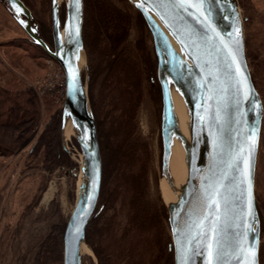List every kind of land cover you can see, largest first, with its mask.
Listing matches in <instances>:
<instances>
[{
    "label": "water",
    "instance_id": "obj_1",
    "mask_svg": "<svg viewBox=\"0 0 264 264\" xmlns=\"http://www.w3.org/2000/svg\"><path fill=\"white\" fill-rule=\"evenodd\" d=\"M131 1L151 33L157 58V79L162 103L160 185L163 180L168 186L170 184V157L175 141L181 145L187 165V177L178 201L166 203L163 199L167 210L173 264H180L181 248L187 249L190 257L187 264H207V252L204 247L206 238L197 235L193 240L192 235L198 230L190 231L187 225L207 216V219H204L205 230L211 227L215 210L206 209L205 190L210 182L214 183L223 173H228V179L224 181V195L231 200L230 189L234 187L232 178L237 176V173L229 169L228 165L240 147L246 146L244 137L249 135L253 128L258 129L251 171L255 231L249 233L248 241L249 245L255 248V264H259L260 229L254 184L263 106L245 57L244 28L238 1L205 0L204 12L207 19L201 16L195 7H187L188 4H196L198 0H181L185 5L183 8L176 6V0ZM0 4L33 43L58 62L65 74L66 91L61 109L60 141L62 148L70 155L73 152L68 149V138L71 136L77 142V162L80 170L76 199L63 232V264H81L86 225L102 208V205L97 206L101 157L96 126L88 99L86 72L83 77L79 66V60L84 53L81 35L83 0H79L78 10L74 5H70V0H65L62 21L59 17L58 1L51 0L52 45L43 38L39 23L22 0H15L16 5L22 6L19 14L15 12L14 0H0ZM216 34H219L218 37ZM206 37H211V42ZM221 39L237 56L239 66L252 90L248 99L241 98L238 106L233 104V94L236 91L233 85L239 77L233 74L235 66L230 72L225 64V61L230 64L231 60L227 57V50L220 43ZM237 40L238 44L234 42ZM216 48L220 51L217 52ZM84 68L86 69V65ZM210 71L213 73L211 76L208 74ZM175 93L182 99L188 114V141L183 139L174 120ZM217 111L221 116L219 122L216 120ZM66 132L69 136L67 138ZM243 190L244 185H241L240 191ZM243 200L244 197L241 196V200L235 202V212H229L230 216L243 210ZM209 211L212 215H208ZM224 211L221 199L219 214L222 227ZM233 231L228 229L229 239L232 238ZM197 244H200L199 249L196 248ZM228 264H237V261L229 259Z\"/></svg>",
    "mask_w": 264,
    "mask_h": 264
},
{
    "label": "rangeland",
    "instance_id": "obj_2",
    "mask_svg": "<svg viewBox=\"0 0 264 264\" xmlns=\"http://www.w3.org/2000/svg\"><path fill=\"white\" fill-rule=\"evenodd\" d=\"M26 1L29 2L35 17L43 25L50 23L48 31L45 32L47 37H50L51 3L49 11H47V0ZM107 1L121 13L131 16L126 40L127 44L139 55L138 65L141 71V96L136 112L134 131L140 136L139 140L145 146L143 148L146 153L143 166L139 167V164H136L132 170L143 171L144 196L159 211V219L168 234V241L171 242L166 205L160 191L161 135L158 122L161 118L162 103L152 36L142 15L131 0ZM237 1L243 20L244 51L246 44L248 59L246 55L245 57L263 106L254 190H256L257 202L260 204V217L258 214L259 245L262 246L260 264H264V0ZM64 11L65 6L63 5L62 19H64ZM25 36L27 35L24 30L0 4V70L3 71L2 75L5 78L11 75L25 82L19 84L15 78V87L11 84L4 85L2 81H0V87L4 86L7 89L19 87L31 90L36 95L40 108L36 123L27 121L26 117L22 119L21 114H18L15 126L0 125V264H63V240L61 254L59 253L57 258L54 255L49 256L48 251H52L56 247V235L64 231L67 218L76 199L80 170L77 162L79 158L78 145L71 136L68 138V149L73 152L70 155L62 148L59 134L57 148L60 159L53 161L36 142L38 134L51 116L42 108L43 99H50L55 106L61 107V109L63 102L56 101L54 91L51 94L42 93L39 90L42 82L50 81L49 75L52 79L57 76V71L49 69L52 63L48 61L50 57L47 55L41 66L24 55L25 52L18 42L22 41ZM94 59H96L95 56L84 47V62L81 71L83 77L86 72L87 93L90 90L96 94L98 93V84L92 78L93 69L91 70L94 66ZM104 108L107 109L108 105L104 104ZM116 142L117 140L110 139L111 146H114ZM142 152L141 150L140 153ZM105 160L104 156V164ZM107 185L111 184H107L106 180L105 186ZM107 198L104 201L100 199L97 206L102 205L101 210L105 206L102 221L114 215V231L106 240L107 245L114 248V258L111 264H125V260L122 258L124 256L122 248H126L125 246L129 244L130 240L127 230L129 197L123 192L112 198L108 195ZM90 238L92 243L88 241L89 244L85 242L83 245L85 248L81 251V264H97L98 262L91 246L100 241L93 237Z\"/></svg>",
    "mask_w": 264,
    "mask_h": 264
},
{
    "label": "trees",
    "instance_id": "obj_3",
    "mask_svg": "<svg viewBox=\"0 0 264 264\" xmlns=\"http://www.w3.org/2000/svg\"><path fill=\"white\" fill-rule=\"evenodd\" d=\"M22 1L31 8L29 2ZM50 3L47 0V11H49ZM38 21L42 35H45L50 23L43 25L40 20ZM130 23L131 16L121 13L107 0H83L82 40L85 49L97 59H94L91 70L93 69L92 78L98 84V93L95 94L89 90L88 99L95 121L101 157L99 200L104 201L108 195L112 198L123 192L129 197L127 230L130 240L126 248H122L124 256L121 255L125 264H173L172 252L168 248L169 237L159 219V211L144 196L143 171L132 170L136 164H139V167L143 166L146 153L143 148L145 146L139 140L140 136L134 131L141 96V71L138 65L139 55L126 40ZM18 44L23 48L25 56L35 61L37 65H42L47 54L38 45L27 36ZM245 55L248 59L246 44ZM2 73L3 71L0 70V81L4 85L11 84L15 87V78L19 81L17 83H25L24 80L11 75L5 78ZM251 78L256 87L252 73ZM14 89L0 87V125L15 126L18 114H21L22 119L26 117L27 121L36 123L40 112L36 95L31 90L19 87ZM43 100L42 108L51 116L38 134L36 142L50 157L49 159L54 161L60 159L57 147L59 146L61 107L55 106L48 98ZM104 104L108 105L107 109L104 108ZM110 139L117 140L114 146L110 145ZM141 150L142 153H140ZM106 180L107 184L111 185L105 186ZM255 201L260 217V204L257 202L256 190ZM104 209L105 206L85 228L87 244L91 242L90 237L100 241L90 245L98 259L97 264H111L114 258V248L108 246L106 242L107 237L114 231V215L102 221ZM63 232L56 235V247L48 251L49 256L54 255L57 258L59 253L61 254ZM261 250L262 246L259 245V264Z\"/></svg>",
    "mask_w": 264,
    "mask_h": 264
},
{
    "label": "snow or ice",
    "instance_id": "obj_4",
    "mask_svg": "<svg viewBox=\"0 0 264 264\" xmlns=\"http://www.w3.org/2000/svg\"><path fill=\"white\" fill-rule=\"evenodd\" d=\"M70 5H74L78 10L79 0H70ZM204 5L205 0H198L196 4H188L187 7H195L200 12L201 16H205ZM176 6L181 8L185 7L181 0H176ZM14 8L16 14H19L22 11V6L16 5L15 0ZM205 19H207L206 16ZM214 31L215 30L213 29V32ZM236 32L238 36L239 30L237 29ZM216 35L218 37L219 34ZM206 39L209 42L212 40L211 37H206ZM234 42L237 44L239 43L238 40ZM220 43L223 45V48L227 50V57L231 60L230 64L225 61L227 68L231 72L233 66H235L233 74L239 77L233 85L236 89L233 94V104L238 106L241 98L248 99L252 90L249 88L247 78L243 75V70L239 66L237 56L228 48V45L225 44L222 39L220 40ZM216 51L219 52L220 49L216 48ZM237 51H239V49H237ZM208 74L211 76L213 73L210 71ZM72 76L73 81H75V71H73ZM237 85H239V87H236ZM224 106L227 107V104ZM216 120L218 122L221 120L219 111H217ZM243 131L244 130H242V132ZM257 133L258 129H251L250 134L244 137L246 146H241L229 162V169H232L237 173V176L232 178L234 187L230 189V192L232 193L231 200L228 196L224 195L223 191L225 188L224 181L228 179V173H223L221 176L217 177L214 183L210 182L208 188L205 190V207L208 210H215L211 227L205 230L204 219H207V216L187 225V228L190 231L193 229L198 230L193 233V240L196 239L197 235L206 238L207 242L204 244V247L207 252V264H214V261L216 264H228L229 259L236 260L237 264H255L256 252L254 246L249 245L248 236L249 233L255 231L253 227L255 216L252 207L251 171L257 142ZM217 147L222 148L221 145H217ZM240 165H242V167ZM241 185H244V190L242 192L240 191ZM241 196L244 197V200L242 201L244 205L243 210L238 214L230 216L229 212H235V202L240 201ZM221 199L223 200L225 208L223 227L221 226L222 220L219 214L221 210ZM208 215H212V213L209 211ZM229 228L234 230L231 233V239L228 238ZM237 229H242V231H237ZM77 231H79V229H77ZM199 247L200 244H197L196 248L199 249ZM189 259L190 257L188 256L187 249L181 248L180 264H187Z\"/></svg>",
    "mask_w": 264,
    "mask_h": 264
},
{
    "label": "bare ground",
    "instance_id": "obj_5",
    "mask_svg": "<svg viewBox=\"0 0 264 264\" xmlns=\"http://www.w3.org/2000/svg\"><path fill=\"white\" fill-rule=\"evenodd\" d=\"M57 1L59 4V8L62 6V4L64 5L65 0ZM83 62L84 60L81 56V59L79 60L80 67L83 65ZM173 113L174 120L179 132L181 133L183 139L185 141H188L190 137L188 114L182 99L176 93L173 94ZM67 137L69 136L66 132V138ZM184 157L185 154L181 145L178 141H175L170 157V184L168 186L163 180L160 185L161 194L166 203L176 202L182 195V185L184 184L187 177V165ZM83 248H85V246L82 247V250Z\"/></svg>",
    "mask_w": 264,
    "mask_h": 264
},
{
    "label": "built area",
    "instance_id": "obj_6",
    "mask_svg": "<svg viewBox=\"0 0 264 264\" xmlns=\"http://www.w3.org/2000/svg\"><path fill=\"white\" fill-rule=\"evenodd\" d=\"M48 61L52 63L51 66L49 67V69H54L55 71H57L56 72L57 76L53 77V79H52L51 75H49L50 81L42 82L40 84L39 90L42 93L48 92L51 94L54 91L55 96H56V101L57 102H59V101L63 102L64 97H65V89H66V80H65L64 72H63L62 68L57 64V62L54 59L49 58Z\"/></svg>",
    "mask_w": 264,
    "mask_h": 264
},
{
    "label": "flooded vegetation",
    "instance_id": "obj_7",
    "mask_svg": "<svg viewBox=\"0 0 264 264\" xmlns=\"http://www.w3.org/2000/svg\"><path fill=\"white\" fill-rule=\"evenodd\" d=\"M29 8V7H28ZM5 9V8H4ZM30 10H31V12L33 13V15H34V12H33V10L31 9V8H29ZM6 10V9H5ZM7 11V10H6ZM8 12V11H7ZM62 12H63V5L59 8V17H60V19H61V21L63 20L62 18H61V14H62ZM9 14V13H8ZM10 15V14H9ZM11 16V15H10ZM34 17H35V15H34ZM35 19L37 20V22L39 23V21H38V19L35 17ZM16 22V21H15ZM17 23V22H16ZM39 26H40V23H39ZM25 32V31H24ZM40 32H41V27H40ZM26 33V32H25ZM27 35V34H26ZM41 35H42V33H41ZM43 36V38L49 43V44H51L52 45V35H50V37H47V35L45 34V35H42ZM153 50H154V46H153ZM154 54H155V51H154ZM155 58H156V54H155ZM156 64H157V58H156ZM160 122H161V118H160V120H159V122H158V124H159V128H160ZM160 130V135H161V128L159 129ZM160 143H161V147H160V157H159V167H160V165H161V155H162V140H161V136H160ZM98 201H99V198H98ZM98 204V203H97ZM168 248H169V250H171L172 251V253H173V250H172V247H171V242H169L168 243Z\"/></svg>",
    "mask_w": 264,
    "mask_h": 264
}]
</instances>
